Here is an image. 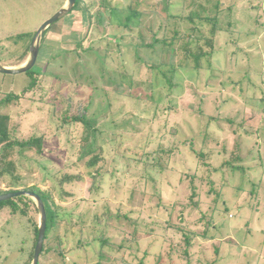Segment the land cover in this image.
Instances as JSON below:
<instances>
[{
  "label": "rangeland",
  "instance_id": "374dc122",
  "mask_svg": "<svg viewBox=\"0 0 264 264\" xmlns=\"http://www.w3.org/2000/svg\"><path fill=\"white\" fill-rule=\"evenodd\" d=\"M193 1L79 0L46 29L32 74L0 72L12 136L44 139L14 151L0 189L38 187L74 225L39 264H264V0ZM65 3L0 0V64L28 60ZM111 5L140 16L112 22ZM228 7L211 67L170 72L183 54L162 43L167 14ZM21 197L0 208V264L33 260L40 213Z\"/></svg>",
  "mask_w": 264,
  "mask_h": 264
},
{
  "label": "trees",
  "instance_id": "16d2710c",
  "mask_svg": "<svg viewBox=\"0 0 264 264\" xmlns=\"http://www.w3.org/2000/svg\"><path fill=\"white\" fill-rule=\"evenodd\" d=\"M79 0H77L78 2ZM197 2V0L193 1V3ZM107 4V3H106ZM222 4V3H221ZM219 4L218 6H220ZM115 5L110 6V12L112 15V18L114 19L112 22L117 21L118 17L120 14L122 15L121 18H123L125 11L129 13L130 16H133L134 18H139L140 13L136 8H128L125 9L121 5L120 7H114ZM117 9V10H116ZM221 9V8H220ZM217 9V15L210 18V17H203V19H200L201 17H193L188 14L184 15H178V14H167V26L169 27V31L172 30V35L169 36L167 33V36L165 37V40H162V43L164 45L169 46L171 49H173L176 44L178 43V51L183 54V59L179 60L178 64H172L174 67L173 69L170 70L174 71L177 69V67H193L195 69H203L205 67H211L212 65V56H213V51H214V43L217 38V35L219 31H221L222 26L219 24L220 23V17L224 14H232V8L228 7L225 10H220ZM126 13V14H127ZM120 15V16H121ZM230 17V16H229ZM126 18V17H125ZM174 20V21H173ZM171 21L174 24L173 28L170 29L171 27ZM182 21H186L190 23L192 26L191 27H186V29H181L179 24L181 25ZM121 24V22H119ZM134 25L138 24V21L136 23H133ZM184 24V23H182ZM130 25L129 23H126L125 26ZM230 25V24H229ZM206 31V32H205ZM183 51V53H182ZM162 64L154 65L155 67H158ZM153 68V66L151 67ZM32 69L28 71L29 73L32 74ZM34 75V74H33ZM35 79L31 82L30 87L31 88L35 84ZM26 89V90H27ZM17 98L16 95H9L7 96L4 100L6 103H9L11 99ZM85 117V115H84ZM82 118V115H79L77 117H74V121H81L80 119ZM10 123V116L8 114H3L0 113V178L4 176L6 173H12L14 171V168H16V162L11 158V156L14 155V151L19 148L20 150H25V149H30V148H36V151L41 153L43 151V137H31L29 139H17L12 136L11 130L9 127ZM239 145H235V148H238ZM239 150V148H238ZM236 152V149H231V155L233 157V154ZM239 153V151H238ZM239 158V157H238ZM96 161L91 160L89 161V164L91 167H93V164L96 163ZM229 160L225 159L223 161V165H229ZM233 165V164H232ZM91 176H95V174L89 172ZM71 178V177H69ZM63 182V181H61ZM27 190H32L36 193H38L45 204L46 212H47V230L45 234V239H44V244H43V250L41 252L39 262L41 259L42 254L46 252L53 251L52 250V245L48 244L51 236L53 233L57 231V229H60V223L62 221H66V224L71 227L72 222H69V215L67 213H64L62 211H59L60 207L58 206L56 209H52V203L50 201V196L41 191L38 187L32 186V187H26ZM12 191H16V189H11ZM19 190V189H18ZM9 192L0 189V194ZM23 198L26 197H17V199H9L7 201L0 202V208L6 205H10L13 208V211L16 212L18 207H17V201H22ZM49 219L51 220V224L49 225ZM71 223V224H70ZM50 226V230H49ZM74 226V225H73ZM73 226L70 228L72 232H75L73 229ZM106 228V226H105ZM104 228V229H105ZM38 239V226L35 229V245L37 243ZM67 237H63L60 239L61 242L60 245L63 246L62 243L66 241ZM106 241H109V239H105ZM105 240H101L102 243L106 242ZM59 245V244H57ZM65 249V248H64ZM59 255H62L63 252H58ZM32 255V254H31ZM30 264V263H28ZM39 264V263H38ZM139 264H143L141 261ZM210 264H214L213 261Z\"/></svg>",
  "mask_w": 264,
  "mask_h": 264
},
{
  "label": "water",
  "instance_id": "95a60500",
  "mask_svg": "<svg viewBox=\"0 0 264 264\" xmlns=\"http://www.w3.org/2000/svg\"><path fill=\"white\" fill-rule=\"evenodd\" d=\"M76 4H77V0H66L65 5H63V7L59 11H57V13H55L52 17H50L49 19H47L42 23V25L37 29L36 33L33 36L30 45V52H29L30 55L28 60H26L20 66H15V67L3 66L2 64H0V72L6 74H19V73L28 72L31 69H33L39 56L42 36L44 35L46 29L56 21L68 15L74 9ZM18 196H30L34 198L36 200L37 208L40 213V222L38 226V239L35 246L33 260L31 263V264H38L41 252L43 250V244L47 230V212H46L45 204L42 197L38 193L27 189H20L16 191H9L2 193L0 194V202L7 201L9 199H13Z\"/></svg>",
  "mask_w": 264,
  "mask_h": 264
},
{
  "label": "crops",
  "instance_id": "0c3cea01",
  "mask_svg": "<svg viewBox=\"0 0 264 264\" xmlns=\"http://www.w3.org/2000/svg\"><path fill=\"white\" fill-rule=\"evenodd\" d=\"M23 63H24V62H23ZM7 66H9V67H15V65H7ZM16 66H18V64H17Z\"/></svg>",
  "mask_w": 264,
  "mask_h": 264
}]
</instances>
